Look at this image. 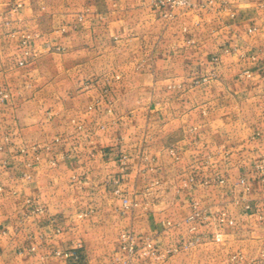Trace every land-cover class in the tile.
<instances>
[{"label":"crops","instance_id":"obj_1","mask_svg":"<svg viewBox=\"0 0 264 264\" xmlns=\"http://www.w3.org/2000/svg\"><path fill=\"white\" fill-rule=\"evenodd\" d=\"M215 1L0 0V264H112L122 232L264 264V0Z\"/></svg>","mask_w":264,"mask_h":264},{"label":"built area","instance_id":"obj_2","mask_svg":"<svg viewBox=\"0 0 264 264\" xmlns=\"http://www.w3.org/2000/svg\"><path fill=\"white\" fill-rule=\"evenodd\" d=\"M150 3L152 4L154 9H160L164 11L163 16L166 18H170L173 16V13L176 9L181 10H190L194 9L196 7V4L194 0H150ZM216 4L215 0H207V6H214ZM258 30L257 27L250 28L248 30L249 33L256 32ZM186 31V29H184ZM12 37H17L15 33L11 34ZM19 42L21 46L23 47V55L27 58L33 59L38 56L39 53L31 52L29 45L32 40V36L30 34H21L18 36ZM44 51L50 50L49 45H44L43 47ZM260 52L264 53V46L262 49L259 50ZM241 56H245L242 54ZM252 60H256V55H251ZM20 66L25 65V61L19 62ZM248 75V73H247ZM207 81L206 78L202 79V82ZM1 98H6V94H1ZM1 148V147H0ZM172 154L175 155L177 158L175 151H172ZM122 165L125 164V157L122 158ZM257 169L264 174V158L261 159L259 164L257 165ZM220 183H224V180H220ZM240 184L243 186L244 194H248L250 192V186L246 182L245 179H242L240 181ZM116 194H119L120 191L117 189L115 191ZM137 206L136 203L131 202L128 197L123 198V212H126L127 210L131 209L132 207ZM245 209L249 210L250 205L248 203H245ZM193 212L186 218L187 222L195 221L196 219L200 218V210H199V203L194 202L192 205ZM45 212V209L38 207L35 209V214H43ZM220 224L228 223L230 225H233V220L229 218L228 214L226 212H222L220 216L216 219ZM170 225V223H168ZM222 238L221 234L215 235V241L219 242ZM119 245L118 249L114 255V259L112 261V264H165L173 257L186 252L193 248L195 246V243L192 241H186L182 244H176L169 247H166L163 250H160L153 240L151 238H146L144 243L139 246L137 244V240L135 236L131 232H122L119 235ZM82 245L78 244L77 248H81ZM56 256H61L66 259L78 258V253L76 250H56L55 251ZM236 259V257H234Z\"/></svg>","mask_w":264,"mask_h":264}]
</instances>
